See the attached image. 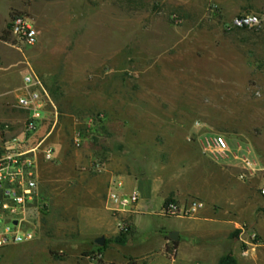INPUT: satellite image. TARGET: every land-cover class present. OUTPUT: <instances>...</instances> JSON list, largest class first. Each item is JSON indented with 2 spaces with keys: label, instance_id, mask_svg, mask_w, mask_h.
Here are the masks:
<instances>
[{
  "label": "rangeland",
  "instance_id": "374dc122",
  "mask_svg": "<svg viewBox=\"0 0 264 264\" xmlns=\"http://www.w3.org/2000/svg\"><path fill=\"white\" fill-rule=\"evenodd\" d=\"M249 13L259 15L261 28L231 26L237 14ZM16 14L28 16L41 31L35 46L14 44L7 26ZM260 32L264 0H0V143L22 138L25 112L15 102L29 72L42 81L48 98L42 124L21 147L44 140L40 150L51 147V162L62 168L167 157L174 142L164 133L175 130L187 137L223 133L232 144L261 139L264 83L257 75L264 74V61L255 45ZM77 130L83 135L79 147L73 144ZM170 167L149 175L177 168ZM46 203L37 215L33 211L34 222L48 210ZM121 218L131 229V213ZM185 224L160 215L158 207L140 213L136 237L125 246L127 258L171 264L158 239ZM40 237L37 227L34 240ZM16 249L0 251V264H10V256L18 258L12 264H35L38 252Z\"/></svg>",
  "mask_w": 264,
  "mask_h": 264
},
{
  "label": "crops",
  "instance_id": "0c3cea01",
  "mask_svg": "<svg viewBox=\"0 0 264 264\" xmlns=\"http://www.w3.org/2000/svg\"><path fill=\"white\" fill-rule=\"evenodd\" d=\"M255 35L259 39L255 45L264 61V32ZM263 76L257 75L259 83H264ZM164 134L173 135L174 142L173 148L167 149V157H153L139 161V164L136 161L133 164L123 160L110 161L102 164L97 172H90L93 164L90 162L83 164L89 170L74 169L72 165L62 168L39 154L38 193L49 200L48 210L39 214L35 222L32 218L41 237L6 246L0 251L10 247L17 248L13 251L16 253L38 252L35 264H81L79 257L94 251L102 253L103 264H137L136 260L127 258L125 248L136 237V216L155 207L160 214L167 200L184 205L197 199L203 202L204 208L192 218H179L186 224L174 229L177 239L173 241L167 235L158 239L163 255L171 264H176L178 259L180 262L187 259L191 264H220L225 256H230L232 264H264V196L259 192L264 188L263 174L240 181L237 179L239 170L232 163L214 162L183 132L175 130ZM249 142L264 167V135ZM170 166L177 168L168 174L149 175L152 169L163 172ZM113 181L120 183L121 194L137 193L139 196L131 213V230L124 245L113 241L119 234L118 222L109 210L113 206L108 199ZM252 235L259 237L261 242L258 238L252 241ZM98 238L104 239L102 245L96 243ZM251 242L253 247L249 245ZM22 245L26 246L20 248ZM171 245L176 249L174 260L166 254ZM50 252L64 253L67 258L51 256ZM8 260L12 264L18 258L10 256Z\"/></svg>",
  "mask_w": 264,
  "mask_h": 264
},
{
  "label": "built area",
  "instance_id": "2783aa9c",
  "mask_svg": "<svg viewBox=\"0 0 264 264\" xmlns=\"http://www.w3.org/2000/svg\"><path fill=\"white\" fill-rule=\"evenodd\" d=\"M262 22L257 14H241L231 20L234 28H261ZM8 31L14 44L17 46L33 47L41 38V31L35 27L32 20L23 14L14 15L8 25ZM48 98L42 81L34 73L22 76L19 94L15 105L25 112L22 138L11 139L8 144L0 143V249L23 244L35 239L37 229L32 221V213L41 212L47 205L46 200L38 193L37 186V159L41 153L46 161L54 159L51 147L40 146L44 140L33 148L23 150L22 145L29 135L34 134L44 120L45 99ZM194 139L202 154L217 163H232L238 170L237 179L247 181L258 173L264 176V167L257 153L248 141H236L230 144L224 135L219 133L206 134L193 132L189 140ZM83 135L79 130L74 132L73 144L79 147ZM94 171H100L101 165L92 164ZM112 190L108 199L113 204L109 210L117 220V229L122 231L129 225L121 218L133 212V207L138 202V194H121V185L112 182ZM264 196V188L259 190ZM204 208L203 202L193 199L187 204L180 205L173 200H167L161 208L160 214L172 218H192ZM15 222V223H14ZM252 241L256 239L252 235ZM253 247V244H249ZM246 251L243 252L245 254ZM170 260L176 257L173 245L166 250ZM81 264H103V255L99 251L83 254L79 257Z\"/></svg>",
  "mask_w": 264,
  "mask_h": 264
},
{
  "label": "trees",
  "instance_id": "16d2710c",
  "mask_svg": "<svg viewBox=\"0 0 264 264\" xmlns=\"http://www.w3.org/2000/svg\"><path fill=\"white\" fill-rule=\"evenodd\" d=\"M6 32H3L1 35V39L5 40V34ZM130 227H125L122 231L119 232V234L114 238V242L120 245H124L127 242V236L130 234ZM174 244H176V242H174ZM220 264H232L231 260H230V256H225Z\"/></svg>",
  "mask_w": 264,
  "mask_h": 264
},
{
  "label": "water",
  "instance_id": "95a60500",
  "mask_svg": "<svg viewBox=\"0 0 264 264\" xmlns=\"http://www.w3.org/2000/svg\"><path fill=\"white\" fill-rule=\"evenodd\" d=\"M14 223H15V222H14ZM168 236H169V238H170L171 240L174 241V240L177 239V232H171ZM95 241H96V243L102 245L104 239H103V238H98V239H96Z\"/></svg>",
  "mask_w": 264,
  "mask_h": 264
}]
</instances>
